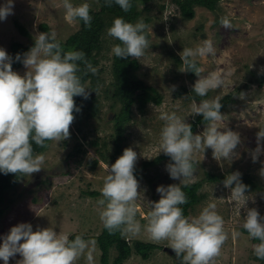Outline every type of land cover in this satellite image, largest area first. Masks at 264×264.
<instances>
[{
  "label": "rangeland",
  "instance_id": "1",
  "mask_svg": "<svg viewBox=\"0 0 264 264\" xmlns=\"http://www.w3.org/2000/svg\"><path fill=\"white\" fill-rule=\"evenodd\" d=\"M71 2L79 5L85 0ZM87 2L92 5L91 10H98L99 0ZM4 3L5 0H0V5ZM62 3L63 0H14V14L0 20V48L9 54L12 41L29 45L39 32L55 31L57 39L65 40L80 28V21L69 23L65 19ZM143 3V7H140ZM138 8L140 13L132 23L143 17L152 31L148 37L151 46L137 60L139 66L134 73L146 84L154 86L162 95V101L160 104L147 103L143 113L133 107L131 119L123 131L125 146L132 147L138 153L136 165L164 154L163 151L159 152L160 133L164 126V121L159 118L161 113L175 111L188 122L193 117L190 113L194 103L198 105L202 99L230 94L233 101L221 112L224 114L223 124L241 135L242 143L236 150L239 156L230 162L213 158L210 148L205 149L204 153H196V159L201 162L189 182L201 180L199 192L203 197L187 216H197L209 202H215L217 212L224 219L228 240L214 264H260L253 252V246L257 243L241 230L246 210H238L237 204L231 200L230 189L225 188L222 182L227 174L238 170L242 181L249 179L253 183L247 189V194L255 202L250 199L247 206L257 208L264 215V178L259 174L264 154L255 163L250 156V152L256 148V133L259 127H264V0H217L213 10L195 4L191 18H184L173 0L137 1ZM222 16L229 17L232 27L226 28L220 24ZM15 20L27 31L26 35L18 30ZM105 20L100 49L95 54L96 62L92 64L97 72L86 80L91 88L88 91L95 97L94 114L75 118L70 126V139L58 144L49 141L44 150L36 153L44 154V169L31 176L18 177L15 185L5 191L6 208L0 215V243L11 227L21 222L31 223L33 230L37 226H51L57 232L68 235L80 232L87 236L86 240L93 239L95 242L101 232L103 223L99 218L97 201L101 198L104 177L107 175L105 165L109 163L99 160L94 169L89 167L88 159L98 158V155L88 141L97 137L99 142H106L105 151L112 150L115 132L112 119L120 107V102L110 94L113 81L111 50L115 39L107 35L112 24L109 19ZM41 24L46 25L48 30H43ZM205 39L212 41L215 55L197 57L198 66L203 69L201 76L213 71L230 74L223 87L209 91L207 96L196 100L179 92L180 86L192 87L198 79L194 73L190 77L189 72L178 70L182 66L179 53L183 48L195 49ZM12 68L21 75L26 72L23 63ZM173 86L174 91L171 90ZM204 126L205 123L197 125L193 133L202 132ZM76 141L82 143L85 153L72 149ZM75 159L81 160L76 166L73 165ZM169 162L167 158L157 161L143 171L145 177H136L141 190V198L136 202V218L142 226L147 223L146 217L151 210L149 201L160 199L157 187L179 183L166 170ZM206 172L220 178L207 179ZM233 232H238L239 236L233 238ZM124 237L129 241H150L161 247L155 248L151 257L145 260L132 253L122 264H177L180 261L168 247L167 241H152L143 228L137 237ZM100 253L96 242L93 252L95 264H100ZM116 253L114 247L109 249V264H113ZM20 259L22 257L17 254L9 259L8 264H16ZM0 264H4L2 259ZM76 264L87 262L81 257Z\"/></svg>",
  "mask_w": 264,
  "mask_h": 264
},
{
  "label": "clouds",
  "instance_id": "2",
  "mask_svg": "<svg viewBox=\"0 0 264 264\" xmlns=\"http://www.w3.org/2000/svg\"><path fill=\"white\" fill-rule=\"evenodd\" d=\"M113 2L125 13L133 7L132 0H105L109 7ZM62 6L69 23L79 20L91 27L92 5L87 0L79 5L63 0ZM13 9L14 0H5L0 5V20L14 14ZM220 24L232 27L228 16L220 17ZM151 31L143 17L135 23L116 17L107 30L108 36L120 42L113 46L112 53L117 58L140 60L151 46L148 38ZM34 41L22 56L19 53L15 56V60L22 62L26 69L23 75L13 70V57L0 48V172L5 175L11 173L25 177L44 169L45 156L34 152L33 142L46 148L47 141L58 144L70 139L74 113L81 111L74 97L89 98L88 89L91 88L84 77L97 72L83 51H64L55 31L39 32ZM207 55H215L213 43L208 39L195 49L183 48L179 53L182 66L178 70L192 72L198 77L192 91L199 97L223 87L230 74L213 71L202 77L203 69L198 66L197 57ZM171 90L174 91L175 86ZM222 106L219 96L192 105L190 114L202 115L206 122L203 131L197 134L193 133L192 125L185 117L175 111L160 114L164 126L160 133L159 152L170 157L166 170L179 183L157 187L160 199L149 201L151 210L145 225L142 226L136 218V202L141 198L140 182L134 175L138 153L132 147H126L114 163L105 165L107 175L97 205L99 218L110 235L119 232L121 236L134 238L143 228L152 241H167L181 264H214L228 240L224 219L217 212L215 202H209L197 216H185L181 205L186 204L188 198L181 185L187 186L200 165L201 160L196 159L198 152L204 153L210 148L213 158L218 161L231 162L238 158L236 150L242 143L241 135L223 124ZM262 142L264 127H259L256 148L250 152L254 163L264 154ZM261 163L259 174L264 178V162ZM222 183L230 189L231 200L237 204L238 210H246L242 228L249 238L259 241L253 246V252L258 259L264 260V215L257 208L247 206V202L253 199L247 194L249 186L242 182L238 170L227 174ZM232 236L236 238L239 233L233 232ZM95 244V240H86L83 234L69 239L68 234L57 232L54 227L37 226L33 230L31 223L21 222L12 226L3 237L0 259L8 264L10 258L19 254L22 259L16 264H76L84 257L87 264H95Z\"/></svg>",
  "mask_w": 264,
  "mask_h": 264
},
{
  "label": "trees",
  "instance_id": "3",
  "mask_svg": "<svg viewBox=\"0 0 264 264\" xmlns=\"http://www.w3.org/2000/svg\"><path fill=\"white\" fill-rule=\"evenodd\" d=\"M137 1L145 2L150 0H132L133 7L127 13H125L117 4L114 2L109 7L106 5L105 0H99V8L98 10H91L90 15L93 17L91 22V27H87L84 25L83 21H80V28L69 35L65 40H59L62 44L64 51L69 50H79L85 53L86 58L94 64L96 62L95 54L100 49L101 44V33L102 28L106 25V20L109 19V22L113 24V21L116 17H123L127 21L132 22L136 19L140 13L139 8L137 9ZM178 4V10L184 18H191L194 15L193 6L202 5L210 10L214 9V6L217 0H173ZM144 5V3H143ZM146 20V19H145ZM15 25L18 30L22 34H27V31L15 20ZM43 30H48L46 25H40ZM35 41H32L29 45H25L19 41H12L9 45V55L13 57L12 67H19L22 62L16 61L15 56L17 53L21 54V56L27 52L33 45ZM120 43L115 39L114 45ZM139 63L136 59L129 57L128 59L117 58L112 53L111 59V73L113 74L112 81V91H110L111 96L114 97L115 100L120 102L119 109L114 112L113 121H114V134H113V146L112 150L105 151L106 142L101 141L97 137H94L90 141H88V145L92 146L97 152L98 158H89L88 163L91 169H94L99 160L104 162H108L109 165L115 162V160L122 155L123 150L126 148L123 131L125 129V125L130 121L132 115V109H135L139 113H143L147 103L160 104L162 101V95L156 90V88L152 85L146 84L143 80L139 79L137 75L134 73V70L137 69ZM83 67V64H81ZM92 76L89 73L86 77H84V81ZM189 76L193 77V73L189 72ZM193 86L186 88L184 86L179 87L180 93H185L188 98H193L196 100L202 99L204 97L197 96L193 91ZM75 103L81 107V111L79 113H74L75 118L83 117L86 115L94 114V110L96 108L95 105V97L90 93L88 99H84L83 97L76 96L74 97ZM232 100V96L230 94L223 95L221 97L222 108H225L228 103ZM192 125V131L195 130L197 125L206 123L203 121L202 115H193L192 119L188 121ZM49 141L46 143L48 144ZM34 152H40L45 148H40L36 146L33 142ZM103 148V150H102ZM72 149L77 153H85L86 150L83 148L82 143L75 142L72 146ZM72 153V152H71ZM72 156V155H71ZM164 158L169 159L170 157L161 154L155 156L154 158L143 160L139 162L135 167L134 175L138 178L145 177L144 170H147L150 166L154 165L155 162L160 161ZM70 160H68L69 162ZM76 163H73L74 166L78 165L81 162L80 159H75ZM69 164V163H68ZM149 174H147L148 177ZM20 175L15 174H3L0 172V215L4 213L5 206L4 202L6 199L5 191L11 189ZM206 178L210 180H214L220 178V176L215 175L214 173L206 172ZM244 184L249 187L252 186V182L249 179L242 181ZM201 186V180H197L194 182H188L187 186L181 185L182 190L185 192L188 202L184 205H181L184 215L187 216L190 209H193L197 203L200 202L203 197L202 193L199 192V187ZM94 195L96 192H89ZM241 230L244 233H247L241 227ZM83 234L80 232H73L69 234V239H74L75 235ZM248 234V233H247ZM83 237L87 239V236L83 234ZM254 243H259L258 240L251 239ZM96 242L100 248V264H109V249L114 247L117 251L116 255L112 259L113 264H122L123 261L128 258L132 253H136L143 260L151 257L152 252L155 248L161 247L160 245L150 242L143 241L140 239H134L129 241L124 236H121L119 232L114 235H110L108 231L104 228L102 224L101 232L96 236ZM260 264H264V260L258 259L254 256ZM177 264H181V262H177Z\"/></svg>",
  "mask_w": 264,
  "mask_h": 264
}]
</instances>
